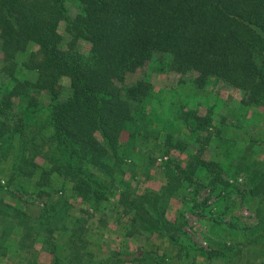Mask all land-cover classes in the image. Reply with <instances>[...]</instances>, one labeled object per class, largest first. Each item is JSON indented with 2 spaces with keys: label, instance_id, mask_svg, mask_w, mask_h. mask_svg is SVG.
<instances>
[{
  "label": "trees",
  "instance_id": "16d2710c",
  "mask_svg": "<svg viewBox=\"0 0 264 264\" xmlns=\"http://www.w3.org/2000/svg\"><path fill=\"white\" fill-rule=\"evenodd\" d=\"M61 21L67 45L57 31ZM0 28V162L10 160L14 176L36 179L39 187L59 174L91 204L116 197L117 216H128L123 235L145 241L137 251L126 247L99 257L101 245L91 247L88 231L79 219L68 221L61 201L33 217L0 200V264H47L40 260L42 250L52 254L50 264H169L174 259L195 264L199 258L214 264L242 252L235 240L214 248L199 245L184 230V213L175 221L167 216L170 200L186 195L189 187L197 193L228 184L219 162L195 154L184 168L168 157L162 163L167 183L142 193L126 178L139 133L131 131L126 143L121 134L141 121L153 85L119 86L117 81L155 54L168 53L172 69L197 73L199 86L221 77L245 90L242 109L264 106V0H0ZM80 39L92 43L89 52L77 48ZM32 43L39 50L21 63L28 71L21 78L17 58ZM62 77L70 79L67 94ZM15 100L25 106L14 108ZM44 109L51 137L26 134L32 116ZM38 156L46 165L37 162ZM201 168L210 175L205 186L197 182ZM262 168L254 171L252 193L264 198ZM252 230L246 243L264 239V229ZM64 236L67 243L59 241ZM154 239L168 245L162 249Z\"/></svg>",
  "mask_w": 264,
  "mask_h": 264
},
{
  "label": "rangeland",
  "instance_id": "374dc122",
  "mask_svg": "<svg viewBox=\"0 0 264 264\" xmlns=\"http://www.w3.org/2000/svg\"><path fill=\"white\" fill-rule=\"evenodd\" d=\"M65 24V21H61L57 30L63 45L68 44ZM1 34L0 28V36ZM76 46L83 52H89L92 43L80 39ZM38 50L39 46L32 43L18 55L20 69L17 74L21 78L26 77L28 72L21 63L28 61L30 54ZM172 61V55L157 53L151 60L130 70L125 75V80L117 81L119 86L145 81L153 85L149 104L141 121L130 123L121 134V141L126 143L130 141L131 131L139 133L137 146L130 149L132 158L125 166L126 178L131 180L139 193L148 188L160 189L167 183L162 163L165 161L164 150L168 147L172 150L166 156L184 168L195 154L219 162L221 176L228 184L221 185L222 187L216 185L212 191L201 187L197 193L189 187L186 195L170 200L167 216L175 221L180 216L179 213H184V230L192 241L204 247L232 244L226 240L241 242V253H232L235 257L231 260L223 256L214 264H263L264 239L256 240L255 244L246 243V239L253 233L252 229H264V198L252 193L254 171L263 169L264 166V106L242 109L244 89L235 87L229 80L221 77H212L205 85L199 86L194 81L197 73L176 72L172 69ZM2 63L3 53L0 51V66ZM60 82L67 94L70 79L62 77ZM41 98L48 101L46 94ZM24 106L25 103L15 100L13 107ZM188 111H195L205 120H198ZM48 121V111H39L32 116V124L26 134L40 132L42 136L51 137L53 130ZM142 131L147 134H142ZM36 160L41 165H46L44 157L38 156ZM10 162H0V200L17 209L18 213L35 217L48 205L53 206L61 201L63 211L68 213V221L75 222L79 219V223L88 231L92 239L91 247L101 245V253L96 254L99 257H107L112 251L126 247L137 251L145 245L140 236L123 235V224L128 223V216H117V209L113 205L116 197L91 204L77 196L71 182L59 174L52 176L48 186L39 187L35 183L36 179L14 176ZM201 169L197 182L203 186L204 183H209L210 175L206 169ZM16 222L18 221L12 219V224ZM69 224L71 227L72 223ZM59 241L67 243L68 239L64 236ZM154 241L162 249L168 245L161 239ZM37 247L41 249V243ZM168 252L173 253V248ZM61 257L65 260V255ZM199 259L195 264H208L203 258ZM40 260L50 264L53 256L42 250ZM169 264H184V261L174 259Z\"/></svg>",
  "mask_w": 264,
  "mask_h": 264
},
{
  "label": "built area",
  "instance_id": "2783aa9c",
  "mask_svg": "<svg viewBox=\"0 0 264 264\" xmlns=\"http://www.w3.org/2000/svg\"><path fill=\"white\" fill-rule=\"evenodd\" d=\"M167 158H168L167 156L164 157L165 160H166ZM161 161H162V160H161ZM240 180H241V179H240ZM231 182H233V181H231Z\"/></svg>",
  "mask_w": 264,
  "mask_h": 264
}]
</instances>
